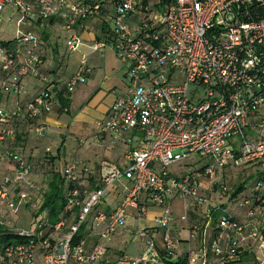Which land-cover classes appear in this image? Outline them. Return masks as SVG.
I'll use <instances>...</instances> for the list:
<instances>
[{
	"label": "built area",
	"instance_id": "built-area-1",
	"mask_svg": "<svg viewBox=\"0 0 264 264\" xmlns=\"http://www.w3.org/2000/svg\"><path fill=\"white\" fill-rule=\"evenodd\" d=\"M60 3L58 8L40 0L42 9L36 14L26 0H0V22L9 4L22 13L18 25L23 21L32 25L37 18L47 19L67 8L69 13L62 15L70 28L77 20L97 19L100 9L110 5L106 19L110 28L101 31L102 39L89 49H111L126 67V90L97 124L101 136L129 134L125 164L101 163L95 189L81 184L85 167L76 161L66 164L60 172L64 206L59 221L52 223L47 211L34 212L28 227H15L19 211L37 200L40 184L31 167L4 143L15 136L22 116L37 122L38 134L45 133L42 119L52 112L54 95L42 90L27 100H15L11 108L1 107L0 162L8 160L10 171L0 180V239H12L0 242V264H169L160 251L171 261L176 259L181 241L170 231L176 199L184 203V222L192 212L210 221L215 211H221L214 233L209 236L204 228L202 247L188 246L184 264H229L240 259L244 246L252 245L258 250L257 261L264 264V233L259 225L238 222L228 210L215 209L201 191L208 180L225 196L228 187L216 176L228 166L264 172V19L256 18L257 11H264V0ZM12 41V46H3L0 39V88L7 95H26L25 79L45 81L42 61L32 52L39 40L33 33L19 32ZM66 45L75 51L83 43L75 35ZM28 46L31 49L20 55ZM20 57L21 63H16ZM86 63L83 59L66 81L70 94L87 80ZM195 155L211 162L195 172L171 170ZM121 180L131 183L130 190L113 209L102 210L106 194ZM262 186L257 185L256 191ZM248 203L244 200L238 207ZM150 208L160 209L153 224L164 231L161 248L151 229L139 224ZM253 215V209L246 212L247 219ZM132 217L138 222L135 236L144 241L143 252L111 261L102 241L125 229ZM187 231L189 242L198 239L195 224H189Z\"/></svg>",
	"mask_w": 264,
	"mask_h": 264
},
{
	"label": "crops",
	"instance_id": "crops-1",
	"mask_svg": "<svg viewBox=\"0 0 264 264\" xmlns=\"http://www.w3.org/2000/svg\"><path fill=\"white\" fill-rule=\"evenodd\" d=\"M35 26L37 29L40 27ZM101 30V22L98 19H93L83 25L79 22L72 29H66L64 23L53 25L49 28V39L46 41L45 49L46 58L42 69L46 81L27 78L24 80L26 95L0 94V106L11 108L15 100H27L33 97L43 90L48 82L67 80L77 71L81 61L86 60L90 69L87 80L73 90L69 97L67 111L60 109L59 102H55L52 112L43 117L42 122L47 127L45 134H38L34 124H29L30 122H27L24 116L17 122V132H20L19 141L23 145L19 149H24V154L33 165H42L46 169L50 167L60 173L66 164L74 161L81 164L82 161L87 168L80 173V181L83 186L91 189H95L99 185L101 163L108 162L118 167L124 166L123 154L128 148L130 139L129 134L101 136L97 133L98 122L109 114L117 96L125 91L128 84L125 64L118 60L111 49L105 48L100 52H93L89 49L94 42L102 39ZM75 35L80 38L83 45L75 51H70L66 43ZM48 162L52 163L48 164ZM8 171H10L8 164L5 163L0 167L1 173L5 174ZM130 188L131 183L121 180L106 194L107 197H105L103 205L108 211L113 209L126 196ZM176 200L173 201L174 220L170 231L175 238L181 241L176 250L174 261H184L188 246L202 247L204 228L210 236L217 221L213 225L215 215L213 214L211 220L208 221L200 212H192L188 222L182 221L184 204L174 205ZM225 204V201L221 202L223 210H228L240 221H246L245 212L243 208L238 207L237 203L233 206L229 205L228 208H225ZM159 212L156 209L153 216L147 215L143 221L148 222L144 228L151 229V235L157 246L161 248L164 231L155 228L153 224V218ZM130 219L136 223L134 226L128 225L125 230L106 241L110 242L107 248L111 261L122 254H127L125 250L120 249L125 234L130 235L131 243L141 242L140 246L136 248V253L128 255L138 256L143 252L144 241L135 236L138 222L133 217ZM142 222L139 223L140 226H142ZM189 224H195L200 230L198 239L190 242L187 231ZM209 236H207L206 242L209 241ZM116 240H121L118 241L119 247L115 243ZM242 251L240 259L229 264H259L256 259L258 253L256 247L253 245L250 248L244 246Z\"/></svg>",
	"mask_w": 264,
	"mask_h": 264
},
{
	"label": "trees",
	"instance_id": "trees-1",
	"mask_svg": "<svg viewBox=\"0 0 264 264\" xmlns=\"http://www.w3.org/2000/svg\"><path fill=\"white\" fill-rule=\"evenodd\" d=\"M61 1H64L66 3L65 6H68V5L71 6V5H77V4L81 5V2L89 1V0H45V2L48 3L49 5L58 6V8L60 7V4H61L60 2ZM26 3H29L32 6L31 9L36 14L39 13L40 10L42 9V6H40V4H39L40 0H26ZM68 10L69 9H67V8L60 9V10H58V12L56 14L49 16L47 19L37 18L32 23V25L35 24V25L40 26L39 27V30L41 32L40 35L39 34H35L33 32H25V33H33V34H35L38 37L39 42H38L37 46L34 49H32V52L34 54H37L40 57V60L42 61L40 73L44 77H45V75H44L42 69L44 67L45 58H46L45 57L46 56L45 55V49H46V41L49 39L48 38L49 37L48 36L49 31L47 33L45 31V29H43V24L45 22H49V24H51V26L48 25V28H50L53 25L56 26V25H60V24L64 23V27L66 29H72V27H74L75 24L81 22V19L77 20L72 26H70V28H67L68 27L67 18H64L62 14H68L69 13ZM261 11L264 12L262 9H261ZM261 11L259 10V11L256 12V14H258V16H256L257 19H264V13H262ZM110 13H111L110 5H106L105 7L103 6L100 9V11H99V13L97 15V19L100 22H102V24H101V26H102V30L101 31L102 32H104L105 30H108L110 28L109 23L106 20L108 18V16L110 15ZM83 24H85V22H81V25H83ZM29 26H31V25H29ZM3 41H5V43H6V44L5 43L2 44L3 46H12L11 44H13L12 40H10V41L3 40ZM30 49H31V46H28V48L25 51L21 52L20 55L24 56L26 54V52L28 50H30ZM21 60H22V57L18 58L16 63H21ZM67 80H55L53 82H48L46 84V86L44 87V89H43V91L46 90V91H49L50 93H52L54 95L53 99H52L53 100V104H55V102H59L60 109H63L65 111H67L68 104H69V97L71 95L66 90V87H65V84H66ZM45 81H46V77H45ZM0 94L7 95L3 91H1V88H0ZM0 108H1V106H0ZM24 118H25V120L27 122H30L29 124H34L35 128L38 126L36 121L30 120L26 116H24ZM19 134H20V132H17V123H16L15 136L12 139H9L8 141H6L4 143V147L6 149H9L13 153H17L20 156V158L22 160H24L25 163L28 164L31 167V169L33 171V164L30 163L29 158L24 154L25 153L24 149H19V147H23V145L19 141ZM0 148H1V146H0ZM5 163L8 164V166H10V164L8 163V160L4 159V161L0 162V167L3 164H5ZM226 168H231V169L240 170V171H245V170H249L250 169L254 173H258L257 174L258 175L257 176L258 180H257L256 185L252 189L250 194L246 193V189H245L246 188V182H247V180H246V181L242 182L239 186L236 187V189L232 193L231 197H232V199H236L240 195L239 199L237 198V200H236L238 205H239L240 202L243 203L244 200H247L249 202L247 204V206H245L243 208V210L245 212V217H246V212L249 209H253L254 210V215L251 218H248V219L246 218V221H244V222H246L247 224L248 223H253V224L259 225V228H261V231L264 233V203H263V201H264V172L258 171V170H253L251 167L235 168L233 166H228ZM7 173L8 172L3 174V173L0 172V180ZM33 174H34V172H33ZM34 178H35V175H34ZM259 184H262L263 186H262V188L259 191H256V187ZM41 194H43V202H42L39 210L36 211V212L47 211L48 214H49L51 222L52 223L58 222L59 221V216L62 213L63 206H64L63 181H62V179L60 177V173L59 172H56V171L53 172L52 178L47 183L46 187H42L40 185V190H39V192L37 194V201L38 202H40V200H38V198H39V195H41ZM220 214H221V212H218L217 214H215V217L213 219V222H212L213 225L217 221L216 226H215V228L213 230V233H214V231L217 228L218 217H219ZM228 214L232 215L229 211H228ZM71 216H72V214L69 215V217H71ZM234 218L238 222H243V221L238 220L235 216H234ZM258 218L261 219L262 223L257 222ZM11 239L12 238L9 237V236H3L0 239V242L9 243ZM160 253H161V256H162L163 260L165 262L169 263V264H184L185 263V260L184 261H178V260L177 261H171L170 257L167 256V254H165L163 251H160Z\"/></svg>",
	"mask_w": 264,
	"mask_h": 264
},
{
	"label": "rangeland",
	"instance_id": "rangeland-1",
	"mask_svg": "<svg viewBox=\"0 0 264 264\" xmlns=\"http://www.w3.org/2000/svg\"><path fill=\"white\" fill-rule=\"evenodd\" d=\"M22 16V13H19L17 10H15V7L12 4L6 5L4 8L1 22H0V39L2 40H7L10 41L16 37V34L21 32H33L35 34H41L40 30L37 29L35 24L29 26L25 21L21 23L20 25L17 24L18 20ZM49 22H45L43 24V29L45 31H49L48 29ZM128 85V84H127ZM127 88V87H126ZM126 90V89H125ZM247 133V130H245ZM45 134V133H44ZM82 143V142H81ZM211 162V159L208 158H201L198 155L193 156L192 158L188 159L185 162H182L178 166L172 167V171H177V174L179 173H190V172H195L206 165H208ZM52 163V162H50ZM48 162V164H50ZM123 163H125L123 161ZM81 165L85 168V164L81 161ZM9 167V166H8ZM50 168V167H49ZM46 169L44 166H36L33 165V172L35 175V179L39 182V184L42 187H46L47 183L50 181L52 178L53 172L55 171L54 169ZM258 173H254L252 170H245V171H240V170H234L231 168H226L222 172H219L218 175L216 176V181L219 182V184H223L228 187V193L223 196L219 193L217 185L213 184L212 182L208 180H204L202 185H201V191L202 194L205 196V198L208 200L209 204L214 205V208L217 210H223V205H221V202L225 201L226 204L224 205L225 208H228L229 205L233 206L237 200L239 199V196L236 199H232L231 195L236 189L237 186H239L242 182L246 181V193L250 194L252 189L255 187L256 182L258 180ZM44 194V193H43ZM43 194L39 195L38 202L35 200L33 203L26 205L23 207L18 214V220L14 222L13 226H20V227H28L29 225V218L31 215L34 214V212L38 211L42 202H43ZM107 197V196H106ZM106 200V198H105ZM104 200V202H105ZM183 201L181 200H176L174 205H183ZM102 210H107L105 205H101ZM156 208L154 209H149L148 211V216L151 217L154 215ZM160 210V209H159ZM183 210H185V206L183 207ZM218 213L219 211H215V213ZM216 213V214H217ZM192 213H190L191 215ZM176 215V214H175ZM189 215V216H190ZM182 216V215H181ZM173 218H174V211H173ZM205 220V219H204ZM133 220H128L127 221V227L129 226H134L136 223L132 222ZM257 222L262 223L261 219L258 218ZM13 223V222H12ZM148 222L143 221L142 222V228L146 227ZM152 223V222H151ZM85 227L82 228L81 232L84 231ZM126 229V228H125ZM123 229V230H125ZM119 240H116L115 243L119 247ZM131 238L129 234H125V238L123 242L120 244V249L125 250L127 254H134L136 253V248L140 246V241H137L136 243H131ZM109 246L110 242L102 241V244ZM258 255V254H257Z\"/></svg>",
	"mask_w": 264,
	"mask_h": 264
}]
</instances>
